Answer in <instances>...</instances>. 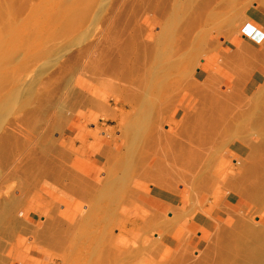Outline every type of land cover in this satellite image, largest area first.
Here are the masks:
<instances>
[{"label": "bare ground", "instance_id": "obj_1", "mask_svg": "<svg viewBox=\"0 0 264 264\" xmlns=\"http://www.w3.org/2000/svg\"><path fill=\"white\" fill-rule=\"evenodd\" d=\"M104 1L65 0L60 87L0 134V237L16 233L17 264H264V217L226 221L217 258L190 255L201 243L192 235L215 223L207 207L238 206V183L264 206V66L246 54L264 45V0H138L143 20L128 13L132 0ZM36 37L22 59L44 45ZM232 69L248 78L231 80ZM27 74L12 72L0 120L29 90ZM101 104L114 107L103 126H115L89 131L88 111ZM246 127L262 137L250 150L237 136ZM220 143L248 156L242 172L181 163Z\"/></svg>", "mask_w": 264, "mask_h": 264}, {"label": "rangeland", "instance_id": "obj_2", "mask_svg": "<svg viewBox=\"0 0 264 264\" xmlns=\"http://www.w3.org/2000/svg\"><path fill=\"white\" fill-rule=\"evenodd\" d=\"M21 1H25V4H23L25 9L23 11L21 4H17L20 0H0V42H4V46H0V94L9 93V84L12 72L15 71V69H17V73H21L24 70L28 72L25 81L29 90L24 89L20 93V98L11 101L10 104L14 109H11L10 114L6 118L0 120V125L2 127H0V134L4 131H8L11 128V125L18 120L20 121L23 119V121L26 122V114L35 110L40 105L42 98L48 93L50 94L52 87H60V83L63 79V66L68 54L64 46L66 42L65 0ZM105 2H114L117 6H120L122 5L121 3L123 0H105L104 3ZM27 4L29 5L27 6ZM133 7L138 10L137 16L140 15L142 18L144 13L142 14L141 2H138V0H132L128 13L131 14ZM32 8L37 11L33 13L34 10L31 11ZM27 11H29L28 15ZM90 29V32H97L96 24L93 25V27H90ZM156 31L157 30L155 29V32ZM35 36H39V38H36L42 40L44 45L40 48H36L37 50L35 51L28 50V56L25 59H22L19 48L23 49L27 48V46L29 47L31 41L35 39ZM30 39L31 41H29ZM219 40L222 41L221 36ZM48 51L50 53V61L48 64L41 65L44 57V54L42 53ZM246 54L250 57L252 64H262L264 66V60L260 61V59H258V57H264V45L258 48V50L255 48L254 52ZM40 65L41 67H39ZM227 76L235 81L248 78V75L242 76L234 69L229 70ZM109 100L112 103V98ZM113 109V105L105 106L102 104L98 107L90 108L88 114H91L93 118H90V121L88 122V130L93 131L96 125L104 128H113L115 126L114 124L103 126L104 124L102 122L104 115L113 112ZM162 129L168 130V127L164 124V128ZM121 132L122 131L119 128L115 129V136H119ZM258 134L259 133L257 132L253 133L249 127L239 130V135H237L240 137L239 144L243 145L246 150H250V148L252 149V145L259 144L262 141V137ZM247 135L250 136V139H248ZM219 147L222 149L219 150ZM215 148H218L216 155L212 154L209 156L204 153L200 155L199 148L196 149L197 152L191 151V154L186 151L184 152L186 155L185 161H181V163H192L193 167H198L200 163L209 159L214 166L232 167L233 169H238L239 172H242L245 166L250 162L248 156H244L245 154L236 159L233 156L235 150L231 149L230 143H220ZM246 154L249 153L246 152ZM229 174L226 177V181L229 182L235 180V176H229ZM9 176L10 184L15 189L17 180L14 179L11 173ZM247 186L246 183L242 182L237 184V190L240 192V195L238 194V206L235 208L218 206L213 210V206L208 204V213L211 215L212 222L215 221V223L212 229H206L207 233L205 237L202 238L199 231H196L194 235H192L191 238L201 240L200 245L190 252L192 261L196 260L197 263H199L202 260L205 261L207 258L208 260L209 258H217L215 247L218 243L223 242L224 239L228 240V237L220 232V228L224 226L226 221L230 222V224H234L233 226L237 223H240L241 226H245L259 223L260 218L264 217L263 204L258 203L257 200H254L251 196H248L245 193V191H247ZM1 187L0 175V195L6 196L4 193L5 191H1ZM181 189L182 188L179 185V190ZM190 196L194 197V194H191ZM63 209L64 208L61 207V210ZM213 211L217 212L218 218L221 220L220 222L213 218L211 214ZM19 216L22 217V214ZM241 226H237L238 229L242 230ZM7 233L0 237V264H17V261L14 259V251H12V248L16 245L15 238L17 235L16 233L14 235L13 233ZM28 238L29 237L27 236L26 244H30ZM182 252L183 249L179 250V254ZM176 259L177 257H172L171 262H178L175 261ZM182 261L183 259L181 262ZM152 264H162V262L160 260H154ZM182 264H184V262Z\"/></svg>", "mask_w": 264, "mask_h": 264}]
</instances>
